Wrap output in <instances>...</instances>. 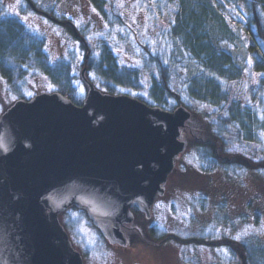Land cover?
Listing matches in <instances>:
<instances>
[{
	"label": "water",
	"instance_id": "obj_1",
	"mask_svg": "<svg viewBox=\"0 0 264 264\" xmlns=\"http://www.w3.org/2000/svg\"><path fill=\"white\" fill-rule=\"evenodd\" d=\"M85 70L81 104L44 91L0 117V264H84L59 220L72 206L111 243L126 244L132 208L151 216L186 148V106L103 92Z\"/></svg>",
	"mask_w": 264,
	"mask_h": 264
},
{
	"label": "trees",
	"instance_id": "obj_2",
	"mask_svg": "<svg viewBox=\"0 0 264 264\" xmlns=\"http://www.w3.org/2000/svg\"><path fill=\"white\" fill-rule=\"evenodd\" d=\"M25 1L28 10H40L33 0ZM87 1L109 27L125 24L122 15L115 13L112 0ZM135 1L144 4L147 0ZM227 4L246 19V38L260 40L264 45V0H149L150 13L161 16L165 27L161 47L155 52L148 48L143 61L147 75L141 68L123 64L107 39H100L93 49L71 19L45 12L79 39L85 77L90 82L93 77V84L103 92L127 94L167 110L183 105L178 103V97L183 95L189 103L210 108L209 128L219 150L214 153L207 148L208 157L202 154L200 162L209 172L220 171L226 176L248 173L249 196L256 194L252 202H247L252 209L249 222L260 223L264 218V52L253 56L252 67L261 76L244 103L236 99L231 85L244 77L245 67L232 53L240 32L227 19ZM45 46V36L18 17H0V77L14 95L25 97L23 87L28 77L44 72L55 86L54 91L81 104L86 96L79 94V84L87 86L82 71L76 73L68 59L51 60ZM250 184L254 186L253 193ZM241 248L244 264H264V240L246 239Z\"/></svg>",
	"mask_w": 264,
	"mask_h": 264
},
{
	"label": "rangeland",
	"instance_id": "obj_3",
	"mask_svg": "<svg viewBox=\"0 0 264 264\" xmlns=\"http://www.w3.org/2000/svg\"><path fill=\"white\" fill-rule=\"evenodd\" d=\"M1 1L3 9L0 10V17L6 14L16 16L31 30L44 35L46 51L51 60L68 59L78 74L84 69L81 65L84 54L79 48V39L66 26L28 10L25 0ZM33 1L40 9L49 10L58 18L71 19L93 49H96L100 39H107L114 45L123 64L141 68L145 75L147 71L143 68V61L147 59L148 52L150 49V52H155L162 45L161 32L165 20L150 13L149 0L144 4L135 0H112L115 13L121 14L125 21V24L112 28L98 16L87 0ZM225 11L233 29L240 32L232 53L238 63L245 67V74L240 81L231 85L236 99L245 103L246 96L250 95L251 90L255 91L260 80L261 73L255 71L252 64L253 56H260L264 52V45L260 40L246 38V19L238 9L227 4ZM26 16L28 19H25ZM253 43L258 50L253 49ZM89 79L94 83L93 77ZM87 89V86L79 84L81 96H86ZM54 90L55 86L48 75L40 72L28 77L23 95ZM17 98L0 77V114ZM178 103L192 113L186 126L181 129L180 137L186 141V148L175 159L174 169L164 184L165 195L158 197L173 202H156L151 220L136 216L132 223L134 229L130 231L136 232L131 235L134 240L131 247L110 244L82 209L72 206L59 215L84 264H244L241 242L255 237L264 240V218L260 223L249 222L252 209L247 202H252L256 194L249 196L248 173H228L226 176L220 171L209 172L200 162L202 154L208 157L207 148L213 149L214 153L219 150L209 128L207 116L211 109L200 103H189L183 95L178 97ZM249 186L253 193L254 186ZM151 224L156 232H151ZM246 229L247 234L236 240L235 236ZM143 238L146 243L142 241ZM154 247H161L160 255L153 253ZM223 249H228L227 255ZM132 252L134 255L128 254ZM151 253L158 262L151 258Z\"/></svg>",
	"mask_w": 264,
	"mask_h": 264
},
{
	"label": "flooded vegetation",
	"instance_id": "obj_4",
	"mask_svg": "<svg viewBox=\"0 0 264 264\" xmlns=\"http://www.w3.org/2000/svg\"><path fill=\"white\" fill-rule=\"evenodd\" d=\"M36 12H38V13H41V14H43V15H45L46 17H48L49 19H50V17H49V14L48 13H46L45 12V10H43V9H40V10H36ZM62 25V24H61ZM40 93V92H39ZM34 95H36L37 93H33ZM31 95V96H25V97H18L17 99H20V98H24V99H30L31 97H33L34 95ZM16 99V100H17ZM15 100V101H16ZM14 101V102H15ZM13 102V103H14ZM12 103V104H13ZM11 104V105H12ZM10 105V106H11ZM7 108H9V107H7ZM6 108V109H7ZM5 109V110H6ZM4 110V111H5ZM3 111V112H4ZM3 112L0 114V117H1V115L3 114ZM164 186V185H163ZM163 195H165V193L163 194ZM163 195H156V198L154 199V201H153V204L151 205V208H150V211H151V216L150 217H147V215H146V213L143 211V210H141V209H138V208H132V211H133V213H134V220H135V218H136V216L137 215H140V216H144V217H146L148 220H151L152 218H153V215H152V211H153V208H154V206H155V203L156 202H162V200H167V199H158V197L159 196H163ZM166 202H173V201H171V200H167ZM83 210V209H82ZM83 211H85V210H83ZM85 213L87 214V212L85 211ZM134 220L131 222V223H127V224H124L123 226H122V231L124 232V235H125V237L127 238V243L126 244H124V245H122V244H119V243H111L103 234H102V232L100 231V229H98L99 230V232H100V234H102L103 235V237L110 243V244H112V245H117V246H121V247H128V246H132V243L134 242V240H133V237H131V235L133 234V233H136V232H131L130 233V231L132 230V229H134V227L132 226V223L134 222ZM149 228H150V230H151V232H156L155 230H154V227H153V225L151 224L150 226H149ZM137 232H138V230H136ZM144 240H142V241H145V238H143ZM145 243H146V241H145ZM156 246H158V245H156ZM154 248H156V247H154ZM160 248L161 247H159V248H156V249H153L152 251H153V253H157V255H160V253H161V250H160ZM134 252H132V254H130V253H128L129 255H134L133 254ZM153 253H151V258L152 259H154L156 262H158V260H157V258H156V256L153 254ZM136 264H142V263H140V262H135Z\"/></svg>",
	"mask_w": 264,
	"mask_h": 264
},
{
	"label": "snow or ice",
	"instance_id": "obj_5",
	"mask_svg": "<svg viewBox=\"0 0 264 264\" xmlns=\"http://www.w3.org/2000/svg\"><path fill=\"white\" fill-rule=\"evenodd\" d=\"M25 19H28V17L26 16ZM246 234H247V229L244 231V233H242V234H237V235L235 236V239L239 241V240L241 239L242 235H246ZM222 251H223L226 255L228 254V249H223Z\"/></svg>",
	"mask_w": 264,
	"mask_h": 264
}]
</instances>
